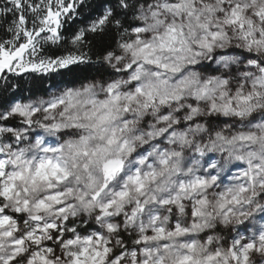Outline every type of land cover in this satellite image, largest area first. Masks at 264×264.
<instances>
[{
  "label": "clouds",
  "instance_id": "1",
  "mask_svg": "<svg viewBox=\"0 0 264 264\" xmlns=\"http://www.w3.org/2000/svg\"><path fill=\"white\" fill-rule=\"evenodd\" d=\"M173 2L129 0L128 22L146 29L138 34L141 44L123 24L88 32L69 18L60 42L42 37L36 56L24 63L69 54L83 62L0 71V184L14 185L11 198H0V209H7L0 215L15 222L0 229L13 232L0 255L23 239L28 256L48 255L43 249L51 247L54 264H70V253L81 247L91 254L105 246L111 249L105 264L117 255L121 264H225L234 241L259 243L264 44L249 49L247 41H264V14L255 15L264 0H233L244 12L243 29L207 13L213 0H189L182 10ZM71 28L84 29L86 38L73 43ZM215 31L221 37L211 50L201 47ZM128 43L131 49L121 47ZM144 43L152 47L133 55ZM48 224L58 227L40 231L43 239L33 244L29 234ZM77 238L74 246H61ZM227 264L237 261L229 257ZM249 264H264V252Z\"/></svg>",
  "mask_w": 264,
  "mask_h": 264
},
{
  "label": "snow or ice",
  "instance_id": "2",
  "mask_svg": "<svg viewBox=\"0 0 264 264\" xmlns=\"http://www.w3.org/2000/svg\"><path fill=\"white\" fill-rule=\"evenodd\" d=\"M189 0H174L172 7L178 10H182L187 7ZM167 7V5H165ZM205 10L211 15H217L222 18L224 25H239L241 29L244 28L245 16L238 3H233V0H213L212 3L206 5ZM134 11V5L130 7L129 0H0V71L4 69L13 70V64L20 72L43 70H54L58 64L61 69H64L69 64H78L83 62L81 57L72 55L67 56H50L47 59H41L39 63L31 62L24 63L25 57L31 54L35 57L37 54V48L43 37L44 43L57 44L60 42V38L64 35L65 31H69L65 25L68 23L69 18H72V24L82 23L87 27L88 32H95L98 27L105 25L106 23H115L117 26L123 24L126 28H130L131 31L137 35V44H141L139 39L140 33L146 31L144 27H141L138 22H128L127 17ZM87 13V15H85ZM264 14V8H261L255 13L260 16ZM152 15L155 17L156 12ZM188 15H192L189 11ZM84 16L83 21H77L75 17ZM124 16V21L120 20V17ZM159 23V21H157ZM250 24L251 21H248ZM206 27V26H205ZM175 32L176 29L172 27L170 29ZM70 34L72 36L73 43L86 38L84 29L71 28ZM211 39L207 37L203 39L200 44L201 47L207 48L209 51L212 48L213 42L221 37L219 31L209 33ZM250 33L245 32L244 38ZM253 44L261 45L264 41L261 40H248L247 47L250 49ZM122 48L131 49L133 46L131 43L122 44ZM152 45L144 43L142 46L133 51V55L137 54V51L144 53L146 49L151 48ZM250 62L254 60L250 54L248 56ZM147 59V54L145 55ZM166 67V66H164ZM76 70V69H74ZM241 100H247L248 97H240ZM62 102V101H61ZM0 101V105H2ZM52 105L51 107H55ZM18 108H14L16 112ZM21 115L24 113L21 112ZM245 139V137H241ZM5 161L0 160V169H3ZM3 172L0 171V176ZM11 180L12 177H9ZM14 185L0 184V198H11L12 188ZM61 195V194H58ZM57 204L60 200L56 197H50ZM43 203V202H41ZM25 205L27 202L25 201ZM27 208L25 207V211ZM21 209L17 207L15 212H20ZM65 209L61 208L60 213H63ZM7 209H0V213H6ZM195 214V213H193ZM15 223L12 216L0 215V229H3L7 224ZM56 224H48L44 229L38 230V234L32 236L29 234L33 244L39 245L43 236L39 235L40 231L48 232L49 230L57 229ZM109 230H113L109 225ZM158 233L163 234V229L156 230ZM58 234V233H56ZM13 236L12 231H0V248L3 247V238H11ZM55 238V235L53 236ZM147 238H144L146 241ZM259 243L254 241H234V246L228 248V256H225V264L229 257L233 261H237V264H249L250 259L254 254L264 252V233L258 237ZM79 242L77 240L68 239L61 245L64 248L74 246ZM24 243L23 239H17L13 241L9 247L11 249L10 254L7 257L0 255V264H19L20 261H26V264H54L53 260L48 258L52 254L53 249L48 247L43 249L48 255H42L41 251H35L30 256L25 254V250L22 247ZM84 243L91 246V237H86ZM97 245L100 243V238L96 240ZM107 242H105L106 244ZM141 240H136V244H141ZM111 249L107 246L101 251L99 247H92L91 254L89 247H81L79 253L71 252L72 257L70 264H105V258L108 257ZM147 252V249L144 250ZM69 254V253H66ZM136 253L133 252L132 256L135 257ZM217 256L221 253L217 251ZM211 259V257H210ZM112 264H121V258L119 255L112 260ZM142 264H148V260H144ZM155 264H163L162 260H157Z\"/></svg>",
  "mask_w": 264,
  "mask_h": 264
},
{
  "label": "trees",
  "instance_id": "3",
  "mask_svg": "<svg viewBox=\"0 0 264 264\" xmlns=\"http://www.w3.org/2000/svg\"><path fill=\"white\" fill-rule=\"evenodd\" d=\"M68 24L70 25V22H68Z\"/></svg>",
  "mask_w": 264,
  "mask_h": 264
}]
</instances>
